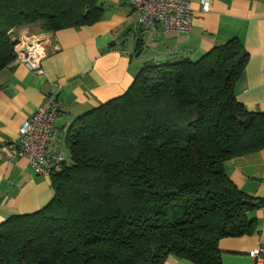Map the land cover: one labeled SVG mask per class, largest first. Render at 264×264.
Segmentation results:
<instances>
[{"label":"trees","instance_id":"trees-1","mask_svg":"<svg viewBox=\"0 0 264 264\" xmlns=\"http://www.w3.org/2000/svg\"><path fill=\"white\" fill-rule=\"evenodd\" d=\"M102 12L98 0H0V71L14 28L86 26ZM247 60L232 37L194 60L144 63L125 93L76 118L51 200L0 223V264H222L219 240L257 234L264 207L223 170L264 148V112L234 93Z\"/></svg>","mask_w":264,"mask_h":264},{"label":"crops","instance_id":"crops-1","mask_svg":"<svg viewBox=\"0 0 264 264\" xmlns=\"http://www.w3.org/2000/svg\"><path fill=\"white\" fill-rule=\"evenodd\" d=\"M189 1L195 12L188 33L167 32L159 25L143 32L129 0H98L102 18L91 25L48 31L37 21L15 29V40L21 35L45 38L47 55L42 73L15 61L0 71V223L41 209L54 195L50 175L34 173L27 158L16 153L22 121L46 94L56 92L60 102L48 146L68 160L66 137L76 118L125 93L144 63L194 60L237 37L248 60L234 85L235 97L247 110L264 112V0H211L203 14L199 0ZM223 170L245 194L264 200V148L224 161ZM251 215L258 233L220 239L222 264H256L249 252L264 246V207ZM163 264L194 263L168 256Z\"/></svg>","mask_w":264,"mask_h":264},{"label":"built area","instance_id":"built-area-1","mask_svg":"<svg viewBox=\"0 0 264 264\" xmlns=\"http://www.w3.org/2000/svg\"><path fill=\"white\" fill-rule=\"evenodd\" d=\"M132 14L143 32L151 33L156 25L164 31L188 33L194 9L189 0H129ZM211 0H199L200 12L209 10ZM43 37L21 35L13 46L14 60L33 73H42L41 61L47 55ZM60 109L57 93L46 94L34 114L23 120L19 127L17 154L25 156L36 174L49 175L53 169L67 164L66 159L48 146L56 133L55 119ZM5 148V147H3ZM256 264L264 263V246L249 252Z\"/></svg>","mask_w":264,"mask_h":264},{"label":"rangeland","instance_id":"rangeland-1","mask_svg":"<svg viewBox=\"0 0 264 264\" xmlns=\"http://www.w3.org/2000/svg\"><path fill=\"white\" fill-rule=\"evenodd\" d=\"M15 29H16V28H14L13 30H11V36H12V38H13V41L15 40V36H14Z\"/></svg>","mask_w":264,"mask_h":264}]
</instances>
